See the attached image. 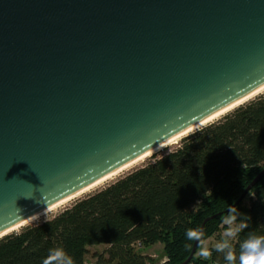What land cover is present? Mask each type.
Instances as JSON below:
<instances>
[{
  "label": "water",
  "instance_id": "95a60500",
  "mask_svg": "<svg viewBox=\"0 0 264 264\" xmlns=\"http://www.w3.org/2000/svg\"><path fill=\"white\" fill-rule=\"evenodd\" d=\"M263 83L264 0H0V233Z\"/></svg>",
  "mask_w": 264,
  "mask_h": 264
},
{
  "label": "trees",
  "instance_id": "16d2710c",
  "mask_svg": "<svg viewBox=\"0 0 264 264\" xmlns=\"http://www.w3.org/2000/svg\"><path fill=\"white\" fill-rule=\"evenodd\" d=\"M263 165L264 93L50 216L2 236L0 264H43L56 248L73 264H84L87 246L101 243L107 247L94 254V264H154L137 250L154 242L162 243L158 264H178L192 246L187 230L216 214L203 224V240L230 209L241 227L231 241L239 264L240 243L249 233L264 235V175L232 204ZM208 249L210 257L194 251L186 264H227L224 253Z\"/></svg>",
  "mask_w": 264,
  "mask_h": 264
},
{
  "label": "clouds",
  "instance_id": "9594fccd",
  "mask_svg": "<svg viewBox=\"0 0 264 264\" xmlns=\"http://www.w3.org/2000/svg\"><path fill=\"white\" fill-rule=\"evenodd\" d=\"M223 223L228 225V228L221 241L215 245V250L224 253L227 264H237V255L231 241L239 235L241 227L237 225V215L234 214V210H229L228 215L223 218ZM186 235L188 239L200 242L198 245L200 256L205 258L211 256V251L203 246V233L199 228L187 230ZM238 261L239 264H264V235L249 233L247 238L240 243ZM43 264H73V261L63 249L56 248L49 250V255L44 259Z\"/></svg>",
  "mask_w": 264,
  "mask_h": 264
},
{
  "label": "bare ground",
  "instance_id": "6f19581e",
  "mask_svg": "<svg viewBox=\"0 0 264 264\" xmlns=\"http://www.w3.org/2000/svg\"><path fill=\"white\" fill-rule=\"evenodd\" d=\"M259 93H264V83L262 85H260L259 87L253 89L252 91H250L249 93L245 94L244 96H242L241 98L233 101L232 103L222 107L221 109L217 110L216 112L210 114L209 116L205 117L204 119L200 120L199 122L195 123L194 125H192L191 127L185 129L184 131H182L181 133L167 139L166 141L156 145L155 147H153L152 149L146 151L145 153H142L141 155H139L138 157L132 159L131 161L127 162L126 164L122 165L121 167L111 171L110 173L104 175L103 177L95 180L94 182H92L91 184L85 186L84 188H82L81 190L75 192L74 194L60 200L57 201L56 203H54L53 205L39 211L38 213L26 218L25 220L21 221L20 223L9 227L8 229H6L5 231L1 232V234H4L6 232L21 228L20 226L33 222V221H37L40 218L45 217L47 214H50L56 210H58L59 208L65 206L66 204H68L69 202H71L75 197L81 195L82 193H85L87 191H90L91 189L94 188H98L102 185H104L106 182L112 180L113 178H115L116 176H118L119 174L127 171L128 169L138 165L139 163H142L150 154L154 153V152H158L159 150H161L163 147L168 146V145H172L174 143H176L181 136L195 130L196 128H198L199 126H202L203 124L209 122V121H213L217 118H219L221 115L225 114L227 111L231 110L232 108H234L235 106H237L239 103L243 102L244 100L258 95ZM203 127V126H202Z\"/></svg>",
  "mask_w": 264,
  "mask_h": 264
},
{
  "label": "rangeland",
  "instance_id": "374dc122",
  "mask_svg": "<svg viewBox=\"0 0 264 264\" xmlns=\"http://www.w3.org/2000/svg\"><path fill=\"white\" fill-rule=\"evenodd\" d=\"M169 146H171V145H169ZM148 158H146L142 163H144ZM56 211H54V212H56ZM54 212H52L51 214H53ZM51 214L47 215L46 217L50 216ZM43 218H45V217H43ZM237 225L240 226V223L237 222ZM227 228H228V225L223 223V220H222L218 226L217 231H215L213 234H211L210 236H208L202 240L203 246H205L207 248L214 247L219 241H221L223 234ZM106 247H107V245L102 244V243L97 244V245H88L87 246V252L84 255V264H94V261H95L94 254L103 253V251L105 250ZM137 250L142 255H145L149 258H152L154 264H158V263L163 262V259H161L162 243H160V242H154L151 244L139 246V247H137ZM195 254H199V251L196 250Z\"/></svg>",
  "mask_w": 264,
  "mask_h": 264
}]
</instances>
